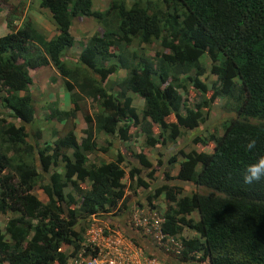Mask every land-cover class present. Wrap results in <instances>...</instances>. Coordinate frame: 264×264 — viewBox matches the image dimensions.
<instances>
[{"label":"trees","instance_id":"obj_1","mask_svg":"<svg viewBox=\"0 0 264 264\" xmlns=\"http://www.w3.org/2000/svg\"><path fill=\"white\" fill-rule=\"evenodd\" d=\"M42 4L51 12L57 35L48 39L31 18L17 28L15 19L24 10L20 2L9 5L12 31L0 37V90L8 92L2 100L21 121L6 123L0 111V141L7 146L0 148V212L13 215L5 233L0 226V264H68L84 241L76 231L79 220L120 208L125 200L124 155L119 152L116 159L100 165L88 163L89 153L106 150L95 141L92 128L79 141L72 127L37 150L28 141L25 124L36 120L29 69L49 64L64 78L74 106L71 112L56 114L68 118L81 107V97L90 98L99 105L94 117L85 114L87 122L95 121L105 134L121 141L129 140L131 128L141 123L148 145L157 142L154 126L164 142L174 143L185 130L205 121L204 108L214 98H226L235 115L225 121L221 135L212 136L213 151L184 153L172 178L206 192L182 196L181 187L164 190L170 205L163 231H195L196 235L184 237L185 245L209 255L212 264H264V180L252 185L243 181L246 167L264 156V0H112L106 10L95 9L93 0H43ZM79 16L97 19L103 32L90 37L80 53V65L72 68L64 51L75 43L71 28ZM134 39L147 45L158 41L165 51L153 61L144 55L130 58L125 51ZM204 57L211 61L217 85L212 98L192 109L181 90L190 81L207 93V84L200 80L205 74ZM122 69L125 76L109 86V77ZM74 84L77 94L72 93ZM135 95L144 99L142 117L134 105ZM172 114L177 116L170 122L167 118ZM250 140L256 146L246 151ZM37 157L41 172L35 176ZM176 161V155L169 158L170 163ZM11 170L16 175L6 173ZM129 175L135 179L134 166ZM86 180L90 189L79 184ZM39 182L46 203L33 193ZM68 186L81 196L80 201L65 191ZM194 211L199 220L186 219Z\"/></svg>","mask_w":264,"mask_h":264},{"label":"rangeland","instance_id":"obj_2","mask_svg":"<svg viewBox=\"0 0 264 264\" xmlns=\"http://www.w3.org/2000/svg\"><path fill=\"white\" fill-rule=\"evenodd\" d=\"M112 0H93L94 8L98 10H106ZM129 2L133 0H128ZM20 2L24 3L23 15L16 17L15 25L17 28L24 25L27 18H31L34 27L43 33L48 39H51L58 34L57 25L54 22L51 12L48 8L43 6V0H11L9 3H5L0 0V37L11 32V28L8 26L7 15L9 13V5H18ZM72 34L75 37V43L73 46L68 47L64 51V60L72 68L76 65H80L79 56L84 47L86 46L90 37L96 33L103 32V24L97 19L90 16H79L73 21L71 28ZM114 53L120 54L122 49H114ZM164 48L161 43L154 41L152 44L147 45L140 43L137 39H134L131 46L125 51V55L132 58L134 54L138 57L144 55L145 59L153 61L159 54L164 52ZM19 62L22 59L18 60ZM155 61V60H154ZM203 67H205V74L200 77L203 83L208 86V91L204 95L200 90L191 85V82H187V87L181 90L185 99L186 106L189 108H197L196 106L203 103L205 100L212 98V95L216 89V77L211 73V61L208 57H204L201 60ZM41 67V66H38ZM30 68L29 71L33 76V82L31 85L32 95L34 99V105L36 108V120L33 123L25 124L26 131L29 134L28 141L34 145V148H43L47 144H53L54 141L70 128L74 127L77 139L82 140L86 136L85 131L92 128L95 141L101 146L105 147V151L91 152L88 154V163L100 165L103 162H110L117 158L118 153H122L125 157L123 166L126 170V176L122 180L125 184V200L120 202V208L110 210V212H100L92 217L81 218L79 225L76 229L78 233H82L84 236L86 230L96 223L98 226L104 227L106 224L112 228L120 227L128 236H134L137 242L147 252L155 254L159 257L164 255L158 251L151 241L141 234H137L132 228L133 215L137 210L156 208L160 212H166L170 203L165 197L164 190L169 187L177 186L181 187V195L192 194L193 192H206L203 188H197L192 183H182L179 180L172 179L179 171L180 162L184 160V153L191 150L212 152L214 149V142L212 136H219L223 132V124L225 121L234 117L235 113L231 109V103L224 97H216L210 102V106L204 108L206 113L205 121L194 130H185V134L177 139L176 142H164L159 136V130L157 126H154L153 137L157 142L154 145H148L146 135L142 131V124H138L131 128V136L127 141H121L116 135H107L104 131L100 130L95 121L88 123L85 114L88 113L94 117L98 110L99 103L93 101L90 98L81 97L79 102L81 107L74 114L67 118L66 116L57 115L58 112H71L74 108L72 104L71 94L65 86L64 78L59 74L58 70H52L49 66L42 68L44 70L34 71L38 68ZM79 79L82 77V71L78 68ZM126 74V70L122 69L118 73L109 77V86H113L115 80H120ZM195 72L190 75L194 76ZM188 76V75H187ZM75 88L72 93H78V88L74 84ZM117 90L116 86L113 87ZM2 97H8V92L0 90V111L4 115L5 122L13 121L17 125L21 124V121L14 118L10 114V110L4 106ZM78 102V103H79ZM134 105L137 111L142 117V111L144 108V99L135 95ZM185 114V110L182 112ZM175 114L170 115L167 120L172 122L176 120ZM41 134V136L38 135ZM0 148H6L4 142L0 141ZM11 156L13 151L6 150ZM35 154V152H34ZM36 155V154H35ZM176 155L177 161L174 163L169 162V158ZM36 170L33 171V175H38L41 172V165L39 164L38 157L35 162ZM136 168L135 179H131L129 172L131 167ZM58 169V168H56ZM54 171V170H52ZM59 171H63L60 169ZM153 171V172H152ZM152 172L150 175L149 173ZM167 172L169 178L166 177ZM12 175H16L13 170L6 171ZM48 177V176H46ZM146 184L141 185L142 182ZM48 182L47 179L44 180ZM84 189H90L91 183L86 180L85 182H79ZM66 192H72L77 199L81 200V196L71 187L65 188ZM158 191H161L158 194ZM43 202H47L48 198L41 188L40 182L36 185L33 191ZM164 193V194H163ZM78 208L79 206L76 205ZM13 217L11 213L4 214L0 212V226L2 231L6 232V224L9 219ZM186 219L199 220V214L197 211L192 212L189 215H185ZM185 236H192L194 231L189 228H185ZM9 237V236H7ZM153 240V239H152ZM68 253L72 252L69 246L64 248ZM70 263V262H69Z\"/></svg>","mask_w":264,"mask_h":264},{"label":"built area","instance_id":"obj_3","mask_svg":"<svg viewBox=\"0 0 264 264\" xmlns=\"http://www.w3.org/2000/svg\"><path fill=\"white\" fill-rule=\"evenodd\" d=\"M164 220L152 210L142 219L135 215L132 227L137 231L142 228L144 236L152 237L165 258L150 255L119 228L105 229L94 223L87 230L82 248L71 259V264H212L209 255L203 251L189 250L179 234L165 233Z\"/></svg>","mask_w":264,"mask_h":264},{"label":"clouds","instance_id":"obj_4","mask_svg":"<svg viewBox=\"0 0 264 264\" xmlns=\"http://www.w3.org/2000/svg\"><path fill=\"white\" fill-rule=\"evenodd\" d=\"M255 146H256V141L255 140H250L248 143H247V146H246V151H251L252 149H254L255 148ZM262 180H264V156H260L259 157V159L256 161V163H253V164H250V165H248L247 167H246V169H245V171H244V175H243V181H244V183L246 184V185H252V184H254V183H256V182H259V181H262ZM164 194V193H163ZM143 209H141V210H137V212L133 215V218H134V216L135 215H137L138 217H140L141 219L142 218H145V217H147V215H148V212L149 211H152V210H156L160 215H161V217H163L164 219H165V212H160V211H158L156 208H150V209H145V211H142ZM164 222H165V220H164ZM164 224V223H163ZM132 225H133V220H132ZM131 225V226H132ZM107 227H110V228H112L110 225H105L103 228H107ZM115 228H119V229H121L122 231H123V229L122 228H120L119 226L118 227H115ZM132 228H134V227H132ZM162 228H163V225H162ZM88 230V229H87ZM87 230H86V232H87ZM137 234H141L143 237H146V236H144L143 235V229L141 228V230H139V231H137L135 228L133 229ZM124 232V231H123ZM195 232V231H194ZM125 233V232H124ZM184 233V232H183ZM183 233H178L180 236H181V239L183 240L184 239V237H185V235L183 234ZM194 235H196V232H195V234ZM85 236V235H84ZM125 236L127 237V238H129V239H131V240H133L137 245H139V246H141L138 242H137V240H136V238L134 237V236H128L126 233H125ZM149 241H151L152 242V244L154 245V247L158 250V251H160L163 255H164V257H166L165 256V254L153 243V241L154 240H152L153 238L152 237H146ZM84 240H85V238H84ZM84 242V241H83ZM83 242L81 243V248H82V244H83ZM142 247V246H141ZM80 248V249H81ZM79 249V250H80ZM145 251H147V248H146V250ZM148 253L150 254V255H153V256H156L155 254H153V253H151V251H148ZM77 255V254H76ZM76 255H72L71 256V259L74 257V256H76ZM157 257H159V256H157ZM159 258H161V257H159ZM71 259H70V263H71ZM69 264V263H68Z\"/></svg>","mask_w":264,"mask_h":264},{"label":"crops","instance_id":"obj_5","mask_svg":"<svg viewBox=\"0 0 264 264\" xmlns=\"http://www.w3.org/2000/svg\"><path fill=\"white\" fill-rule=\"evenodd\" d=\"M48 66H49L52 70L56 71V70H55V67H54L52 64L46 65L45 67H48ZM42 68H44V66L38 67V68L34 69V71L44 70V69H42ZM30 74H31V73H30ZM31 76H32V75H31ZM32 77H33V76H32ZM142 211H145V209H143ZM70 259H71V257H70ZM69 262H70V260H69ZM69 264H71V263H69Z\"/></svg>","mask_w":264,"mask_h":264}]
</instances>
